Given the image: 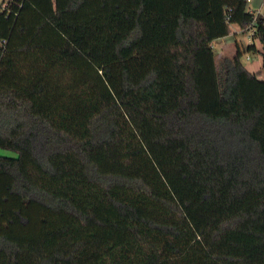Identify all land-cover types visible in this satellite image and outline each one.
<instances>
[{
  "label": "trees",
  "instance_id": "16d2710c",
  "mask_svg": "<svg viewBox=\"0 0 264 264\" xmlns=\"http://www.w3.org/2000/svg\"><path fill=\"white\" fill-rule=\"evenodd\" d=\"M255 21L220 69L213 41ZM244 52L264 70L248 0H3L0 264H264Z\"/></svg>",
  "mask_w": 264,
  "mask_h": 264
},
{
  "label": "rangeland",
  "instance_id": "374dc122",
  "mask_svg": "<svg viewBox=\"0 0 264 264\" xmlns=\"http://www.w3.org/2000/svg\"><path fill=\"white\" fill-rule=\"evenodd\" d=\"M2 1L3 0H0V3ZM250 5L251 10L255 11L256 9H254V3L252 1ZM260 9V15L264 17V3ZM253 41L254 39L252 38L250 31H242V29L237 24H231V33L229 35L213 41V46L216 52V61L219 68H222V62L225 56L233 55L234 53H236L237 46L244 50L247 45ZM255 43L260 47L258 40H255ZM248 56H250V58H247ZM241 60L251 71H253L257 75H261L260 78L264 77V70L262 69L261 65L260 53L244 52ZM0 155L17 156V153L15 151L0 147Z\"/></svg>",
  "mask_w": 264,
  "mask_h": 264
},
{
  "label": "built area",
  "instance_id": "2783aa9c",
  "mask_svg": "<svg viewBox=\"0 0 264 264\" xmlns=\"http://www.w3.org/2000/svg\"><path fill=\"white\" fill-rule=\"evenodd\" d=\"M252 0H248V5L251 3ZM263 3H264V0H263ZM6 5V3H5ZM261 14V9H256L255 10V17H257L258 15ZM251 35L253 36L254 34H256L257 32V26H256V21L253 23V25L251 26V28L249 29ZM247 58H250V56H248Z\"/></svg>",
  "mask_w": 264,
  "mask_h": 264
},
{
  "label": "crops",
  "instance_id": "0c3cea01",
  "mask_svg": "<svg viewBox=\"0 0 264 264\" xmlns=\"http://www.w3.org/2000/svg\"><path fill=\"white\" fill-rule=\"evenodd\" d=\"M252 2L254 3V9H259L263 5V0H252ZM259 44H260V47H259V45H257V44L256 45L258 48H261V43L259 42ZM261 61H262V57H261ZM259 77H261V75H259Z\"/></svg>",
  "mask_w": 264,
  "mask_h": 264
}]
</instances>
